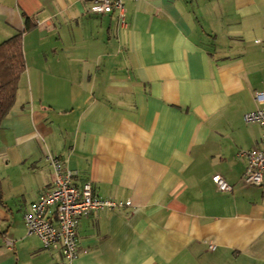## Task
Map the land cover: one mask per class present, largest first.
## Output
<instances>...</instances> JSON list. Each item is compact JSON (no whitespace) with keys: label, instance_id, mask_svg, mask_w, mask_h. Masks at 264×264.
<instances>
[{"label":"crops","instance_id":"0c3cea01","mask_svg":"<svg viewBox=\"0 0 264 264\" xmlns=\"http://www.w3.org/2000/svg\"><path fill=\"white\" fill-rule=\"evenodd\" d=\"M89 2L0 0V42L20 32L25 63L0 123V264H264V182L238 156L264 147L243 120L264 90V0H127L124 25ZM46 151L124 203L79 218L71 262L22 217L51 184Z\"/></svg>","mask_w":264,"mask_h":264},{"label":"built area","instance_id":"2783aa9c","mask_svg":"<svg viewBox=\"0 0 264 264\" xmlns=\"http://www.w3.org/2000/svg\"><path fill=\"white\" fill-rule=\"evenodd\" d=\"M125 1L127 0H90L87 10L94 14L115 11L118 21L124 25ZM253 99L257 106L245 112L243 120L246 123H256L264 127V90L254 91ZM262 141H264V134H262ZM238 156L246 159L243 182L249 184L264 182V147L241 150ZM43 159L50 166L51 184L23 211L26 233L35 235L44 247L60 250L65 260L71 262L81 251L76 237L79 218L91 211L112 210L124 203L95 194L88 180L81 185H76L74 178L77 172L65 168L57 154L46 151ZM211 180L219 191L232 189V185L219 173H214ZM50 208L54 210L53 218L47 216ZM5 244L11 248L12 240L6 239Z\"/></svg>","mask_w":264,"mask_h":264},{"label":"trees","instance_id":"16d2710c","mask_svg":"<svg viewBox=\"0 0 264 264\" xmlns=\"http://www.w3.org/2000/svg\"><path fill=\"white\" fill-rule=\"evenodd\" d=\"M31 26L30 18L25 16V29ZM24 68L21 33L18 32L0 42V123L13 105L18 80Z\"/></svg>","mask_w":264,"mask_h":264}]
</instances>
